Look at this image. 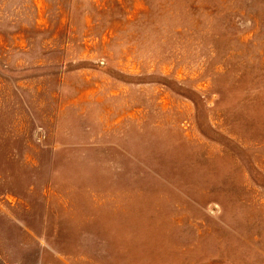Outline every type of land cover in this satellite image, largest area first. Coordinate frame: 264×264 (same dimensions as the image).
<instances>
[{"label":"rangeland","instance_id":"1","mask_svg":"<svg viewBox=\"0 0 264 264\" xmlns=\"http://www.w3.org/2000/svg\"><path fill=\"white\" fill-rule=\"evenodd\" d=\"M0 264H264V0H0Z\"/></svg>","mask_w":264,"mask_h":264}]
</instances>
